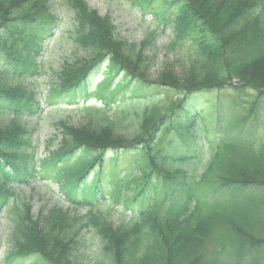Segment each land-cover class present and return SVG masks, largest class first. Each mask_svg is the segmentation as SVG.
Segmentation results:
<instances>
[{
    "label": "trees",
    "instance_id": "16d2710c",
    "mask_svg": "<svg viewBox=\"0 0 264 264\" xmlns=\"http://www.w3.org/2000/svg\"><path fill=\"white\" fill-rule=\"evenodd\" d=\"M51 2L0 0V210L16 196L14 184L37 179L56 183L67 212L85 207L87 213L75 218L50 210L32 223L15 204V246L6 261L262 264L264 237L254 231L253 204L264 205V133L222 139L200 170L194 163L203 147L193 136L206 123L198 96L204 92L231 88L232 104L240 101L258 120L264 117V80L256 74L264 67V0H128L142 15L151 12L156 24L171 26L173 42L194 47L196 58L181 77L170 73L154 81L138 71L141 48L113 36L108 16L100 18L83 0H68L70 37L90 57L65 62L40 96L27 79L37 74V58L60 22ZM148 34L154 38L155 31ZM160 87L177 93L140 112L106 109L114 98L128 105ZM90 99L103 105H84L80 126L55 122L59 143L45 141L38 155L29 121L42 104ZM114 208L128 214L126 222L109 220ZM218 217L225 219L227 232H215ZM84 227L99 239L90 255L78 239ZM211 236L214 246L206 254Z\"/></svg>",
    "mask_w": 264,
    "mask_h": 264
},
{
    "label": "rangeland",
    "instance_id": "374dc122",
    "mask_svg": "<svg viewBox=\"0 0 264 264\" xmlns=\"http://www.w3.org/2000/svg\"><path fill=\"white\" fill-rule=\"evenodd\" d=\"M67 1L52 0L50 6L53 8L51 10L59 16L60 22L52 32V36L46 41L43 53L37 58V61H39L37 74L27 79V81L33 80L36 93L40 96L44 95V92L51 83L55 82L56 74L65 62L71 63L90 57V52L84 48H80L73 41V38L70 37L72 36L73 28V10L67 5ZM83 2L87 5L88 9L94 10L100 18L108 16L111 24L114 25L113 36L127 43L137 44L141 48L142 57L138 71L144 72V76L148 81L164 80V76L170 73H175L176 76L181 77L189 67V63L196 58L192 45L186 42H173L174 33L171 26L163 28L162 25L156 24L151 12V14H146L143 17L140 7L133 5L128 0H83ZM156 5L157 1L154 2L153 6ZM153 30L155 31V36L154 38H149L148 33ZM98 77L99 75H94L92 86L98 81ZM244 90L248 91L249 89ZM176 93L173 89L168 90L160 87L156 89L153 95H150L151 97L139 98L138 101H134V103L128 105L122 103L119 97L114 98L108 103L106 109L109 113H112L117 108L140 112L141 109L150 105V103L161 102L164 98L175 96ZM233 95L234 91L231 88L222 89L220 92H204L198 95L200 98L199 108L202 109L203 112L201 114L206 119L205 124H199L201 131L193 136V140L201 141V146L203 147V156L194 163L195 168L198 170L202 169L203 163L207 160L209 149L215 148L222 139L228 140L237 136L246 137L249 134L257 132L264 133V117L261 116L260 120H258L251 112L250 107L241 105L240 101L237 104H232V101L236 99ZM82 104L80 102L73 103V106L66 104L56 106L42 104V111L29 121V126L35 129L32 136L39 148L38 155L44 152L43 146L45 141L53 140L52 147H55L59 143V132H57L56 126L53 125L55 122L64 119L70 125L80 126V124H84L85 122V113H83L82 107L84 105L94 108L100 107L103 105V102L90 99ZM218 113L220 121L215 125L216 122L213 118ZM127 128V131H129L132 129V126L129 125ZM120 129L123 130L124 128ZM243 129L244 132L242 134L240 130ZM240 146L247 151L244 145ZM13 188L17 197H12L7 205L3 206L0 210V264H20L15 260L7 262L5 259L8 253L14 251L15 246V238L13 236L16 226L11 222V218L15 217L12 214L15 204H18L20 207V213L27 215V219H31L32 223H35L38 217L45 216V213L50 210L59 209L56 211L66 212L68 215L75 216V218L85 216L87 213L85 207L72 211L68 210L67 212L68 204L63 202L59 196L56 183L36 179L30 181L27 185L14 184ZM253 205L256 206L257 211L256 214H253L255 217L254 231L259 237L263 238L264 205L260 204V202H256ZM54 206H57V208ZM100 208L104 211L107 210L109 208L108 201H103ZM242 209L243 207L240 210ZM109 211L111 212L108 218L115 225L126 222L127 213L121 214L119 208L110 209ZM234 214L235 211L231 215ZM27 225L34 226V224L28 223ZM226 226L225 219L218 217L216 219L215 228L217 230L215 232H227ZM78 239L83 242L82 249H85L86 255L94 253L99 245V239L91 228H81ZM213 243L214 240L211 236L206 244H204V249L207 251L206 254L211 252L214 246ZM262 253V257H264V249ZM263 262L264 259L262 264Z\"/></svg>",
    "mask_w": 264,
    "mask_h": 264
},
{
    "label": "bare ground",
    "instance_id": "6f19581e",
    "mask_svg": "<svg viewBox=\"0 0 264 264\" xmlns=\"http://www.w3.org/2000/svg\"><path fill=\"white\" fill-rule=\"evenodd\" d=\"M257 76H259L261 79L264 80V67L262 68H258V70L256 71Z\"/></svg>",
    "mask_w": 264,
    "mask_h": 264
}]
</instances>
